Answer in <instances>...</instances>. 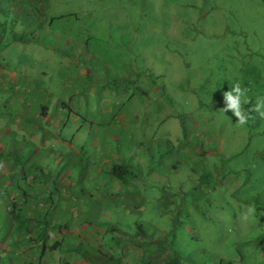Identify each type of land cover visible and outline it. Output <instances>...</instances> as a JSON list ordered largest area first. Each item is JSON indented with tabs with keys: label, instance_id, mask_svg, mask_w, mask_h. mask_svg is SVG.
<instances>
[{
	"label": "rangeland",
	"instance_id": "obj_1",
	"mask_svg": "<svg viewBox=\"0 0 264 264\" xmlns=\"http://www.w3.org/2000/svg\"><path fill=\"white\" fill-rule=\"evenodd\" d=\"M0 27V264H264V119L223 110L264 96V0H0ZM42 165L62 231L15 184Z\"/></svg>",
	"mask_w": 264,
	"mask_h": 264
},
{
	"label": "trees",
	"instance_id": "obj_2",
	"mask_svg": "<svg viewBox=\"0 0 264 264\" xmlns=\"http://www.w3.org/2000/svg\"><path fill=\"white\" fill-rule=\"evenodd\" d=\"M14 100H15L16 103L20 104V100L19 99L14 97ZM10 108L13 111L14 108L11 107V106L6 107L5 109L4 108H0V118L3 117V114L5 115V113H7L8 109H10ZM40 108L42 109L43 118H47L49 116V108L46 105H43V104H41ZM27 112L28 111L25 109V113H27ZM16 117H18V116H16ZM3 118H5V117H3ZM6 122H7V120H5L4 123L0 122V133H2V130H4V125L6 124ZM6 129H5V133H9L10 129H8V128H6ZM24 141H25V139H24ZM18 147H21L20 150L24 149L22 154H25L27 156V152H28L29 153L28 154L29 157L33 158L34 156H36V153H34V156H32V150L30 148H28V146L21 145V146H18ZM3 149H5V147L1 146L0 147V151H2ZM38 151L40 153L41 150H38ZM18 155H14L13 154L11 157H9V159H7V161L14 160L13 167H12V164L9 165V166L5 164L7 170H11L12 169V172H14V170L17 169V167H14V165L15 164L17 165L18 162H23V161H21V159L19 158ZM79 155H80V153H79ZM37 157H40V155L37 156ZM39 159H41V157ZM38 163L40 164V162H38ZM76 163H78L77 160H76ZM44 166H46V165H42V167L37 166V168H35L37 170H35L34 172H30L29 171L30 169H34V166H31L30 168H27L26 171H24L25 173H31V174L34 175L31 178L30 182H29V177L30 176L22 173L19 170L18 171L19 177H18V180H17V182L15 184L18 185L19 187H21L20 189H22L24 191V194H23V196H24L23 203L24 204L27 205L29 200H30V198L32 196L38 202H40L42 208H41V210L39 212V214H40L39 216H42V217L38 221L35 220L36 224L39 225V228H41L42 226L44 227V229H40L41 230L40 232L47 233V230L49 229V227L54 226V225H58L59 229L62 231L63 230L62 228H63L64 225L61 222H59V221H54L55 220L54 217L50 216V213L53 212V209H54L53 205H54L55 202H54V200L53 201H48L52 197V195L49 194L50 193V189L48 190V188L56 183V179L55 180H51L50 177H47L48 173H46ZM78 167H80V166H78ZM83 167H84V165H83ZM108 172L111 174V176L113 178L117 177V179L119 181L123 182V183H127L129 181V177L128 176L132 175V172L128 169L127 166H124V165H114L113 168L110 169ZM42 176L45 177V179H41ZM57 179H59V177ZM23 182H25L27 184V186H25V184ZM32 182H33V184H31ZM44 182H45V184H43ZM20 184H21V186H20ZM34 184H36L37 187L40 186V187H43L45 189H32ZM82 190H84V189H82ZM34 191H37V192H40V193L45 191V193H44V195H41V194H37ZM15 199H16L15 197H12V199H10V200H15ZM19 210H22V206L21 205L20 206H16L15 203L14 204L12 203L11 205H9V213H10V215L13 217V219H15V220L18 219L20 221L18 223V225L20 227H24V229L32 228V226L34 225V223L32 222L33 218H29L28 220L26 218L25 219L21 218V216H20L21 214H20ZM51 217H53V218H51ZM112 229L116 230L115 227H113ZM45 238L46 237H44L43 239L45 240ZM60 243H61L60 241H57L55 244L49 246V248L56 249L57 246ZM47 247L48 246L45 243L44 246H43V251H45V249ZM166 253H167L168 257L163 259L164 260V264H182L183 258H182V255L178 251H175V253L172 254V255L169 254V252H166ZM163 254L165 255V253H163Z\"/></svg>",
	"mask_w": 264,
	"mask_h": 264
},
{
	"label": "clouds",
	"instance_id": "obj_3",
	"mask_svg": "<svg viewBox=\"0 0 264 264\" xmlns=\"http://www.w3.org/2000/svg\"><path fill=\"white\" fill-rule=\"evenodd\" d=\"M249 89L247 87L242 88L239 81H237L234 87L223 93L225 107L223 110L225 112L231 111L237 118V123L240 126H244L252 118L251 113H256L261 119H264V96H259L256 99V103L252 105L247 111L243 108L244 104H249L250 99L247 98V92ZM0 167H3L0 164ZM255 212L254 207H249L247 213H245V218L253 215Z\"/></svg>",
	"mask_w": 264,
	"mask_h": 264
},
{
	"label": "crops",
	"instance_id": "obj_4",
	"mask_svg": "<svg viewBox=\"0 0 264 264\" xmlns=\"http://www.w3.org/2000/svg\"><path fill=\"white\" fill-rule=\"evenodd\" d=\"M0 30H2V27H0ZM20 104H17V106H15V108H17V109H22V110H27V111H34L33 109H31V107H34L36 110L35 111H37L38 112V110H39V108H40V106H41V103H35L34 105H31V106H29V109L26 107L25 109H23V107L21 108V106H22V104H23V101H25L22 97H20ZM27 102H29V101H27ZM6 108V107H5ZM4 108V109H5ZM19 117H22L23 119H25V118H27L29 115H28V112L27 113H24V114H17ZM47 118H50V115L47 117ZM32 121L34 120V118H30ZM52 125H55V124H52ZM97 183V182H96ZM103 186H105V185H103ZM32 189H45V188H43V187H37V185L36 184H34V186L32 187ZM40 191V190H39ZM44 193H45V191L44 192H42V193H40L39 192V194H41V195H44ZM93 198H94V196H92ZM32 208H34V207H32Z\"/></svg>",
	"mask_w": 264,
	"mask_h": 264
}]
</instances>
